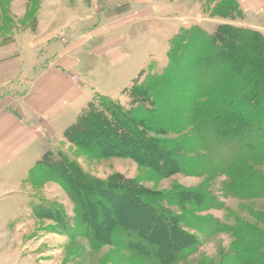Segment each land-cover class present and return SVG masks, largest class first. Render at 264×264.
Instances as JSON below:
<instances>
[{
	"label": "trees",
	"instance_id": "1",
	"mask_svg": "<svg viewBox=\"0 0 264 264\" xmlns=\"http://www.w3.org/2000/svg\"><path fill=\"white\" fill-rule=\"evenodd\" d=\"M127 9V1L115 7L118 13ZM231 13L236 15V11ZM193 32L182 33L172 44L170 62L162 73L143 70L126 89L131 98L129 106L97 94L65 130L67 141L97 157L132 158L158 178L209 171L226 174L246 161L264 159V152L252 151L256 140H264V82L260 83L264 79V34L227 24L219 25L213 34L201 27ZM236 33L248 35L246 44L240 46L244 50L240 62L225 48L226 38L232 47L239 41ZM248 46L254 55L247 52L251 51ZM222 61L232 63L229 72L235 79L215 94L214 87L206 84L210 79L220 81ZM254 62L257 66L250 67ZM170 109L187 111L178 121L167 123ZM190 131L197 139L181 136ZM29 174L31 179L53 181L65 189L74 204V216L67 219L57 209L45 212L57 218L70 237H85L91 250L105 246L124 249L139 264H180L184 256L197 251V243H191L181 231L182 221L171 212L172 204L186 206L185 198L173 192L154 193L137 178L122 173L101 178L61 150H47ZM242 189L241 183L228 184L229 195H237ZM187 193L192 194L191 206L218 205L211 191ZM122 209L126 214L118 213ZM143 216L147 218L144 235L134 224ZM160 224L175 227L180 240L175 250L157 244L154 232ZM205 224H197L202 232L207 231ZM215 226L220 227L218 223ZM259 239L261 234L238 228L233 244L237 260L249 258V243L259 246ZM260 260L264 264V255Z\"/></svg>",
	"mask_w": 264,
	"mask_h": 264
},
{
	"label": "rangeland",
	"instance_id": "2",
	"mask_svg": "<svg viewBox=\"0 0 264 264\" xmlns=\"http://www.w3.org/2000/svg\"><path fill=\"white\" fill-rule=\"evenodd\" d=\"M56 2L58 5L52 4ZM118 2L121 3L122 0ZM133 2L135 3L134 9L137 11L135 14L137 20H131L130 24L132 23L133 26L130 31L133 32L135 42L131 41L124 47V50L129 53V59L123 67H115L114 71L120 75L128 69L130 70L129 73L126 71L128 76L133 74L134 80L143 70L147 73L153 69L157 73H162L170 62L172 44L182 36V33L193 32L196 27H201L209 34H213L219 25L227 24L232 28L254 29L264 34V29L259 28L261 26L264 28V10L256 12L251 7L243 8L238 0H172L174 5L172 7H170V0H134ZM110 3L111 0H0V24H2L0 25V44L14 40L23 31H35L39 26L41 13L45 18L51 15L52 11L58 10L60 14L68 11L67 14L72 13L78 18L90 17L101 9L112 12ZM232 11H236V15H232ZM138 13L140 15H137ZM143 13H146V16H143ZM160 16L161 18H158ZM120 25H124L123 22H120ZM255 25L260 30L255 29ZM111 26L115 25L112 23L109 27ZM81 28L79 24H75L73 32L78 33ZM232 31L235 33V30ZM236 34L239 41L232 47V41L226 38L225 48L226 51L232 50L233 57L240 62L243 54L241 52H244L240 50V46L246 44L248 35ZM247 52L255 54L252 50ZM222 63L223 65L218 70L221 76L220 81L210 79L206 84L214 87L215 94H219V89L228 86V83L230 84L235 79L233 72H229V69L232 70L230 66L232 63L230 65L226 61ZM256 66L255 62L250 65L252 68ZM102 72L100 75L104 78L107 72L104 73V70ZM107 74L110 75V73ZM263 82L264 79L260 83ZM126 89L119 92L110 86L108 98L127 107L130 105L131 98ZM185 111L187 110L180 113L178 109H170L166 115L167 123L178 121ZM76 119L72 121V124ZM171 135L175 137L174 134ZM181 136L189 140L196 138L193 131L181 134ZM263 141V139L256 140L252 151H260L263 154L264 147H261ZM49 149L64 151L72 158L82 161L88 170L100 175L101 178L106 179L113 174L122 173L127 177L137 178L154 193L173 192L177 197L185 198L186 206L181 208L172 204L171 212L182 221L184 226H181L183 228L181 231L187 234L191 243H197V251L184 256L180 264H261L260 256L264 255V159L246 161L226 174L223 171H209L200 174L179 173L167 178H158L152 170L139 165L132 158H101L91 155L68 142L65 135L64 140L53 144ZM36 161L28 169L20 189L24 200L22 204L23 206L25 204V208L29 207V210L23 209L24 229L19 234L14 232L9 233L8 236L7 254L14 258V264H139L138 260L124 249L105 246L91 250L85 237H70L64 232L59 222L56 221L57 218L55 219L50 212L46 213L45 209L46 211L57 209L67 219H71L74 216V204L60 184L31 179L29 173ZM230 181L241 183L242 192L234 196L229 195ZM186 190L211 191L215 194L218 205L211 208H203L200 205L194 207L193 204L191 206L192 194L187 193ZM195 196V199L199 198L198 194ZM120 212L118 211L121 215L126 214L125 209ZM189 223L190 226H188ZM204 223H207L204 225L207 227L206 232H202L197 225ZM216 223L220 226L219 228L215 226ZM134 224L144 235L147 231V218L143 216ZM172 225H175L174 221ZM240 227L245 232L253 230L256 234H261L262 238L258 240L262 242L259 246L247 241L251 250L249 258L243 261L237 260L233 245L235 231ZM106 228L107 226L100 227L102 230ZM174 230V226L168 229L161 224L158 225L154 232L157 244L166 247L165 249L175 250L180 240ZM12 240L14 246L10 243Z\"/></svg>",
	"mask_w": 264,
	"mask_h": 264
},
{
	"label": "crops",
	"instance_id": "3",
	"mask_svg": "<svg viewBox=\"0 0 264 264\" xmlns=\"http://www.w3.org/2000/svg\"><path fill=\"white\" fill-rule=\"evenodd\" d=\"M118 1L111 0L112 12L101 9L90 17L58 10L45 18L41 13L35 31L0 44V264H14L7 254L8 236L24 229L20 189L28 169L64 140L65 130L97 94L109 97L110 86L123 92L135 79L128 69L120 75L114 71L129 59L124 47L135 42L130 22L137 17L134 0H122L128 2L123 13L115 11ZM238 1L243 8L264 10V0ZM75 24L82 27L78 33ZM103 70L110 75L103 78Z\"/></svg>",
	"mask_w": 264,
	"mask_h": 264
}]
</instances>
